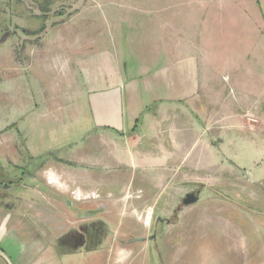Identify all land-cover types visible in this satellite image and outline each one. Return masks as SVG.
<instances>
[{"label":"crops","instance_id":"0c3cea01","mask_svg":"<svg viewBox=\"0 0 264 264\" xmlns=\"http://www.w3.org/2000/svg\"><path fill=\"white\" fill-rule=\"evenodd\" d=\"M63 1L68 12L60 15L75 18L56 28L84 34L82 41L71 42L67 58L57 60L59 65L68 63L63 73L58 71L61 103L78 106L82 112L88 108L95 126L102 129L99 153L92 145L85 152L91 170L106 169L107 162H101L113 157L124 170L121 176L130 175L128 169L136 170L139 186L130 205L126 197L91 200L90 205H79L82 216H66L67 229L78 231L79 244L61 254L45 248L42 238L30 234L24 223L12 222L10 214L0 215V264H264V219L251 215L240 201L219 194L227 187L224 184L203 183L199 201L183 206L175 222L165 214L169 197L163 193L172 190L185 198L188 184L202 182L201 171L211 174L216 168L218 158L211 148L191 154L199 143L196 133L200 127L190 119L188 111L193 114L194 108L187 103L202 91L203 81L218 78L219 44L213 38L207 40L210 43L192 40L186 33L192 31L187 28L189 13L193 14L190 28L197 29L200 22L197 31H204L203 26L213 31L219 27L222 11L206 10L210 19L204 20V11L186 15L181 9H156L150 23L140 26L134 22L141 0ZM228 14L229 21L236 23L231 9ZM162 15L165 22L158 24ZM87 17H98L100 23L93 25ZM91 31L100 33L99 41L93 43L86 36ZM146 32L155 33L148 43L130 34ZM230 53L227 63L233 78L260 80L258 87L264 95L263 63L259 71H253L250 51ZM145 59L149 68L141 66ZM252 85L247 82L245 86ZM111 135L120 140L106 151L104 144ZM202 192L207 195L201 200ZM129 207L134 212L127 213ZM99 217L117 225L123 220V228L113 237L101 238L87 227ZM7 238L10 242L5 243Z\"/></svg>","mask_w":264,"mask_h":264},{"label":"rangeland","instance_id":"374dc122","mask_svg":"<svg viewBox=\"0 0 264 264\" xmlns=\"http://www.w3.org/2000/svg\"><path fill=\"white\" fill-rule=\"evenodd\" d=\"M41 3L50 5V14H43ZM139 4L141 10L134 24L140 26L150 23L156 9L171 7L184 14L204 11V20L210 19L206 10L222 11L216 24L219 27L213 31L206 26L204 31H197L200 22L195 23L197 29L190 28L193 14L187 16V28L192 30L186 33L188 38L199 42L213 38L219 44L221 56L218 78L203 81L202 91L187 103L188 108H194L195 116L188 111L190 119L197 120L200 127L196 133L199 143L191 154L211 148L218 158L216 168L211 174L201 171L202 182L188 184L187 190H200L203 183L211 181L224 184L228 188L218 190L219 194L240 201L251 215L264 219V95L258 87L260 80H235L227 63L230 50L236 54L247 50L251 53L252 70L259 71L263 63L264 71V0H141ZM67 9L63 0H0V215L10 214L12 222L24 223L30 234L42 238L45 248L60 254L79 244L78 231H68L66 216H82L80 207L90 205L91 200L126 197L130 205L139 186L136 170L128 169L130 175L121 176L124 170L113 157L101 162H107L106 169L91 170L85 152L92 145L99 153L102 129L95 126L88 108L82 112L78 106L61 103L58 71L63 73L68 63L59 65L57 60L67 58L71 42L82 41L84 34L56 28L75 18L60 15L67 13ZM229 9L236 23L229 21ZM148 12L151 15H146ZM87 19L93 25L100 23L98 17ZM157 20L158 24L164 23V15ZM36 31L42 32L34 34ZM77 34L79 38L75 37ZM85 34L93 43L99 41L100 33ZM130 34L140 35L141 41L148 43L155 33ZM109 36L115 42L114 34ZM244 43L245 49H238ZM141 66L149 68L148 59ZM247 82L254 85L249 89ZM107 139L106 151L115 148L120 140L116 135ZM171 191L163 193L169 197L165 214L175 222L176 211L184 206V197ZM202 194L201 200L207 193ZM70 203L75 207L71 208ZM133 210L129 207L127 213ZM122 221L117 225L99 217L87 227L97 231L101 238L113 237L123 228ZM58 224L60 233L56 229ZM8 242L7 238L5 243Z\"/></svg>","mask_w":264,"mask_h":264},{"label":"water","instance_id":"95a60500","mask_svg":"<svg viewBox=\"0 0 264 264\" xmlns=\"http://www.w3.org/2000/svg\"><path fill=\"white\" fill-rule=\"evenodd\" d=\"M200 192L201 190H198V191L187 194L183 200V205L189 206V205H193L197 203L199 201Z\"/></svg>","mask_w":264,"mask_h":264},{"label":"trees","instance_id":"16d2710c","mask_svg":"<svg viewBox=\"0 0 264 264\" xmlns=\"http://www.w3.org/2000/svg\"><path fill=\"white\" fill-rule=\"evenodd\" d=\"M49 5L48 4H43V3H41V10L43 11V14H45V16H46V14L49 12V9H46L47 7H48ZM42 31H36L34 34H40ZM181 209V208H180ZM180 209L178 210V211H176V216H175V220H176V218H177V216H178V212L180 211Z\"/></svg>","mask_w":264,"mask_h":264}]
</instances>
